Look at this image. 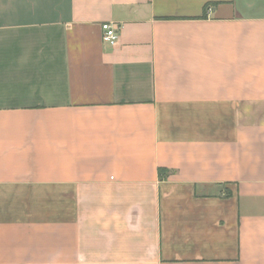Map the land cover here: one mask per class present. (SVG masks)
I'll return each instance as SVG.
<instances>
[{
  "label": "crops",
  "instance_id": "crops-1",
  "mask_svg": "<svg viewBox=\"0 0 264 264\" xmlns=\"http://www.w3.org/2000/svg\"><path fill=\"white\" fill-rule=\"evenodd\" d=\"M0 264H264V0H0Z\"/></svg>",
  "mask_w": 264,
  "mask_h": 264
},
{
  "label": "built area",
  "instance_id": "built-area-1",
  "mask_svg": "<svg viewBox=\"0 0 264 264\" xmlns=\"http://www.w3.org/2000/svg\"><path fill=\"white\" fill-rule=\"evenodd\" d=\"M103 41L111 46L118 43L120 37V27L113 22H105L102 24Z\"/></svg>",
  "mask_w": 264,
  "mask_h": 264
},
{
  "label": "trees",
  "instance_id": "trees-1",
  "mask_svg": "<svg viewBox=\"0 0 264 264\" xmlns=\"http://www.w3.org/2000/svg\"><path fill=\"white\" fill-rule=\"evenodd\" d=\"M163 170H161V172H162ZM163 173V172H162Z\"/></svg>",
  "mask_w": 264,
  "mask_h": 264
}]
</instances>
